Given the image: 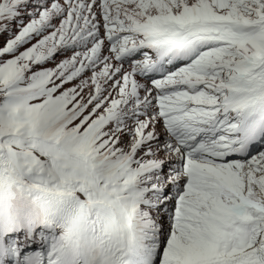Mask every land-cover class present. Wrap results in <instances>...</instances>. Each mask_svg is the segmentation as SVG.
Returning a JSON list of instances; mask_svg holds the SVG:
<instances>
[{"label": "snow or ice", "instance_id": "6c2138e0", "mask_svg": "<svg viewBox=\"0 0 264 264\" xmlns=\"http://www.w3.org/2000/svg\"><path fill=\"white\" fill-rule=\"evenodd\" d=\"M0 264H264V0H0Z\"/></svg>", "mask_w": 264, "mask_h": 264}]
</instances>
